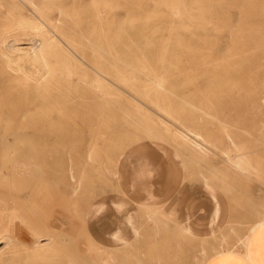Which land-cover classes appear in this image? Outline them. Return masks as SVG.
Returning a JSON list of instances; mask_svg holds the SVG:
<instances>
[{"label": "rangeland", "instance_id": "1", "mask_svg": "<svg viewBox=\"0 0 264 264\" xmlns=\"http://www.w3.org/2000/svg\"><path fill=\"white\" fill-rule=\"evenodd\" d=\"M81 1L77 20L83 21L84 12L92 11L93 15L86 20L94 26V6H97ZM104 1L98 0L99 8L103 7ZM172 1H107L110 4L107 9L112 20L110 33L113 43L107 48L103 42H98L95 49L109 50V60L118 65L120 73H112L110 77L118 99L117 102L112 100L113 106L110 103L105 111L118 120L53 129L47 123L34 120L46 114V107L42 109L36 104L16 107L11 101L0 105V116L9 120L0 122V235L8 233L3 230L11 228V238L7 239L9 243L7 240L0 241L1 257L3 255L0 264H102L106 252L111 264L167 263L164 254L170 242L162 243L163 250L142 248L138 241L127 248L108 249L106 236L103 234L97 242L91 237L88 225L87 213L96 212L101 207L90 203L106 197L108 191H117L118 162L123 160L127 149L142 142L155 141L170 146L185 161L194 164L199 176L205 170L207 174L209 170L211 173L218 170L221 162L224 170L237 175L240 182L249 184L250 175L239 173L229 166L226 157L232 154L226 155L220 150L234 149L222 133L227 131L233 135L234 142L249 162L252 156L257 159V155L261 157L264 154V22L249 24L243 21L241 29L239 27L232 32L229 25L234 21L215 22V25L210 24L205 29L206 36L200 40L197 34L201 28H187L170 21L169 6ZM185 1L187 4L193 2ZM234 1L222 0V3L233 4ZM67 3L69 10L71 0ZM224 8L227 7H222L226 15L230 13L234 19L241 12L234 7ZM257 9L264 13L260 5ZM242 14L243 19L246 18L247 9H243ZM85 23L84 20L81 27ZM90 24L86 25L87 32ZM97 28L102 34L103 27L97 25ZM173 30L182 33L183 47L180 52L184 54L180 55L181 58L171 50L174 45L180 44L174 39ZM230 33L234 35L233 42ZM82 49L90 53L89 48ZM124 51H131L132 55L124 56ZM187 54H192L194 58L187 59L190 58ZM216 58L223 59L220 70L231 65L235 68L246 66L247 69L243 73L222 74L220 79L215 78L211 70L195 73L197 67L201 68L200 64L209 65ZM176 62H182L189 68L180 70ZM145 70H150V75L142 74ZM152 73L165 78L164 90L146 89ZM145 117L162 119L167 128L165 126L164 129L161 124L156 127ZM186 117L191 118L196 126L201 125L199 127L205 139L208 143L211 140L210 145L214 144L216 148L211 147L205 155L198 157L170 137L169 129L181 126L180 121ZM28 118L33 121H27ZM67 127L71 134L74 130L72 137L66 136ZM48 149L62 156L56 157L55 161L50 160V168L42 170L37 158L44 156ZM89 151L95 160L87 162L85 155ZM104 162L115 167L114 174L102 168ZM69 163L72 172L64 168ZM72 178H80V189L75 194L70 187ZM15 229L22 233L15 234ZM33 230L53 234V243L43 249L30 250L28 244L35 237Z\"/></svg>", "mask_w": 264, "mask_h": 264}, {"label": "bare ground", "instance_id": "2", "mask_svg": "<svg viewBox=\"0 0 264 264\" xmlns=\"http://www.w3.org/2000/svg\"><path fill=\"white\" fill-rule=\"evenodd\" d=\"M68 1L70 0H0V105L3 104V102L11 101L16 107H24L28 104H36L42 109L46 107V114H42L34 120L47 123L53 129L60 126L65 128V126L69 127L79 123L90 126L94 123L118 120L114 115L109 116V114L105 113L111 101L116 100L117 102L118 99V95L113 89L110 80L112 73H120L119 69H117L118 65L109 60L111 57V52L109 50H96L98 42H103L107 48L113 43L110 33L112 20H110L109 9H107L108 7L110 8V4L107 2L108 0H105L103 7L99 8L98 0L83 1L84 4L87 2L88 5L97 6H94V19L92 18L94 26L91 25L92 22L90 24V20H86L89 16V18H91L93 12H84L85 17L83 16V19L87 22V24H85H90L87 32L86 28L88 26L85 25L81 27L84 20H77L79 16L77 12H79V8L82 6L80 5L82 1L71 0L72 8L69 7V10L72 9L74 13L67 9ZM172 2L173 3L169 6L170 21L176 25L186 26L187 28H193V26L194 28H201V31L197 30L198 39L200 40L202 37L205 38L206 36L205 29H207L210 24L211 26L215 25V22L224 23L228 20L234 21L229 25L231 32L239 27L241 29L243 21L249 24H254L255 22L259 23L261 21L264 22V13L258 12L257 9L259 5L264 9V0H235L233 4H223L222 0H193L191 4H187L185 0H173ZM86 5L83 7H86ZM222 7H227L224 9L234 7L237 10H241V12L237 18L234 19L230 13L226 15ZM243 9H247L248 11V15L244 19L242 14ZM97 25L103 27V32L101 31L102 34L98 33L99 28H97ZM173 31L174 39L179 40L180 44L177 46L174 45L171 50L180 57V55L184 54L180 52L181 47H183L181 44L182 33L180 30ZM230 34V40L233 42L235 39L234 35L232 33ZM77 39L83 42H79ZM82 48H89L91 51L89 50L90 53H86ZM122 54L124 56H131L132 52L124 51ZM192 54H187V56L190 57L187 59L194 58ZM216 59L217 60L211 61L209 65L200 64L199 66H201V68L197 67L195 73L200 72L199 74H201L211 70L214 71V77L220 79L222 74L227 75L231 72L243 73L247 69L246 66L235 68L231 65L233 68L228 66L224 70H220L219 67L223 59ZM182 62H176L175 65L180 68V70L185 71L189 67L183 66ZM150 73V70H145L142 74L150 75ZM152 74L153 76L149 78V80L147 79L146 89L156 91L164 90L165 78L155 73ZM125 79L126 78L123 80ZM211 88L216 89L215 86ZM111 111L114 112L113 110ZM41 112L44 111L41 110ZM144 119L156 127L159 124L162 126L164 125L163 128L166 126L162 119H148L147 117ZM2 120L9 122L7 117L0 116V122ZM26 120L33 121L32 118ZM193 122L191 118L186 117V119L180 121L181 126H174L173 129H169L170 137L175 140L180 147L186 149L191 154L201 157L205 155L211 147H216L214 144L213 146L212 144L210 145L211 140L208 143V140L205 139L202 128L200 129L201 125H199L200 127L196 126L197 124L195 125ZM113 123L116 124V122ZM110 125L112 124L110 123ZM68 127L66 130L68 131L66 133L67 137L71 136L74 132L72 129L73 132L71 131V134ZM165 128H167V126ZM222 133H224V138L234 148L233 150H220L226 155L232 154L226 157L228 165L238 170L239 173L250 174L255 166L247 160L241 148L236 145L232 137L233 135L231 136L227 131ZM58 156L62 155L57 151L48 149L44 156H38L39 167L42 168V170L50 168V164L52 163L50 160L55 161ZM85 156H87V162L95 160L90 151ZM109 164L108 162H104L102 168L107 173L114 174L115 171H113V169L115 167L112 168V165L110 166ZM64 168L72 172L70 163L66 164ZM74 179L72 178L73 181L71 180L72 183H70L71 192L73 194L77 193L80 189V183L78 181L80 178L78 180ZM11 203L13 204V201ZM23 207H25V205ZM99 208L100 207H98L97 210ZM260 215H262V213H260ZM10 230L11 228L3 230L8 233L4 232L3 235L1 234L0 241L11 238ZM17 230L18 229H15L13 232L15 234L22 233ZM44 231H46V229ZM32 233L35 234V237L32 243L30 245L28 244L30 250L43 249L47 244L50 245L53 243V234L51 233L43 232L42 230H33ZM43 240L45 242H43ZM6 242H8V240ZM1 254L0 251V260L3 257V255L1 257ZM101 262L102 264H111L110 256L107 252L103 254Z\"/></svg>", "mask_w": 264, "mask_h": 264}, {"label": "crops", "instance_id": "3", "mask_svg": "<svg viewBox=\"0 0 264 264\" xmlns=\"http://www.w3.org/2000/svg\"><path fill=\"white\" fill-rule=\"evenodd\" d=\"M126 152L117 165V191L90 203L101 205L87 213L94 240L104 234L108 249L137 241L162 249L170 242L165 264H264V154L252 156L255 168L245 184L221 162L201 177L160 142Z\"/></svg>", "mask_w": 264, "mask_h": 264}]
</instances>
